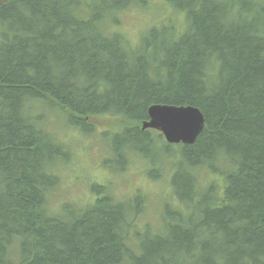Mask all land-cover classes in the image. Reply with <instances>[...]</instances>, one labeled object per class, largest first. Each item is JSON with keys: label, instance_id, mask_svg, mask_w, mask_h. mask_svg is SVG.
Instances as JSON below:
<instances>
[{"label": "trees", "instance_id": "obj_1", "mask_svg": "<svg viewBox=\"0 0 264 264\" xmlns=\"http://www.w3.org/2000/svg\"><path fill=\"white\" fill-rule=\"evenodd\" d=\"M150 1L0 0V264H264V0H162L183 23L132 43L119 17ZM152 104L197 107L194 143L142 130ZM51 116L85 136L93 117L116 121L100 137L117 173L146 142L179 148L159 224L147 188L94 183L52 206L69 150Z\"/></svg>", "mask_w": 264, "mask_h": 264}, {"label": "rangeland", "instance_id": "obj_2", "mask_svg": "<svg viewBox=\"0 0 264 264\" xmlns=\"http://www.w3.org/2000/svg\"><path fill=\"white\" fill-rule=\"evenodd\" d=\"M184 15L182 11L174 15L162 0H151L145 9L133 7L124 11L119 17L120 23L116 30L124 34L132 43H135L141 33L151 25L156 27L166 25L170 17H174L173 19L178 24L183 23ZM45 112L47 111L45 110ZM50 120L48 129L51 132L54 131L58 139L69 150V161L61 165L58 170L59 185L53 191L52 206L58 205L57 202L66 200L78 204L85 202L93 195L91 187L94 183L107 187L109 184L110 191L122 199L131 197L140 189L147 188L149 192L148 198H146L147 204L145 203L147 211L144 210L143 219L152 224H159L157 219L160 217L161 209L172 198L171 174L165 173V170L168 169L169 165H173L177 159H181L178 153L179 148L176 146L169 147L175 151L168 154L165 151L168 147L161 139L151 145L146 142L145 146L143 145V149H145L143 152L147 154H144L143 157L140 156V159L129 156L123 166L120 164L122 166L121 173H117L103 163L105 159L110 158L109 143H107L109 140H103L100 137V133H110L118 129L116 121L107 122L109 118L104 116L93 117L90 121L97 128L94 132L86 134L89 136H85V133L79 131L80 129L76 130L70 125L63 124L60 118L51 116ZM157 163L164 165L161 170L159 169L160 171L156 169L155 164ZM151 165L155 167L156 171H153L155 176L148 173ZM208 176L212 177L211 174ZM214 176L219 178L220 184L224 183L222 181L223 176L216 174ZM204 179L206 181L205 176Z\"/></svg>", "mask_w": 264, "mask_h": 264}, {"label": "water", "instance_id": "obj_3", "mask_svg": "<svg viewBox=\"0 0 264 264\" xmlns=\"http://www.w3.org/2000/svg\"><path fill=\"white\" fill-rule=\"evenodd\" d=\"M148 118L141 122L142 130L151 128L161 132L170 144H192L205 125L202 112L192 105L152 104Z\"/></svg>", "mask_w": 264, "mask_h": 264}]
</instances>
